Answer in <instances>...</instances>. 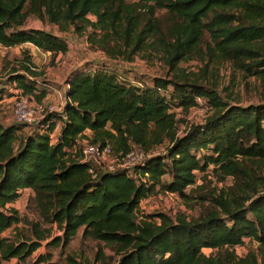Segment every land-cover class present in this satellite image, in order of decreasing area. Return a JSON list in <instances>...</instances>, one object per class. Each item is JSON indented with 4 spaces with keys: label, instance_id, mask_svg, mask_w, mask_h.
<instances>
[{
    "label": "trees",
    "instance_id": "16d2710c",
    "mask_svg": "<svg viewBox=\"0 0 264 264\" xmlns=\"http://www.w3.org/2000/svg\"><path fill=\"white\" fill-rule=\"evenodd\" d=\"M157 11L169 20L164 28ZM30 17L46 19L61 32L90 29V43L110 58L123 56L122 47L133 55L151 45L165 54L170 69L195 53L207 33L214 45L207 53L240 64L264 84V0H0L2 48L28 44L52 55L67 52L60 37L24 30ZM16 65L0 77V101L3 86L13 85L42 103L46 90L38 89L39 73L28 55ZM169 87L182 109L201 97L215 112L178 135L163 95ZM47 124V131L40 127L30 135L22 134L23 125L0 124V263L26 264L44 241L46 248L64 251L82 229V238L104 244L111 255L98 247L92 262L66 253L62 264H264V105L229 106L197 85L155 79L147 87L107 70H75L62 112L50 114ZM80 138L110 145L115 156L141 149L148 157L131 173L96 170L93 176L79 162L80 152L73 153ZM163 144L164 155H150ZM209 168L218 182L230 178L232 185L209 196H195L200 186L187 193L196 173ZM24 190L34 193L37 222L7 207ZM159 193L196 202L201 210L190 219L162 213L138 218L140 203ZM54 226L60 236L51 235ZM8 230L12 234L3 237ZM246 239L259 245L260 258L251 251L235 253ZM34 264L58 263L46 253Z\"/></svg>",
    "mask_w": 264,
    "mask_h": 264
},
{
    "label": "rangeland",
    "instance_id": "374dc122",
    "mask_svg": "<svg viewBox=\"0 0 264 264\" xmlns=\"http://www.w3.org/2000/svg\"><path fill=\"white\" fill-rule=\"evenodd\" d=\"M137 0H128L134 2ZM164 11H157L156 16L160 17V25L166 27L169 22L168 18L161 19ZM24 30H41L60 37L67 43L68 50L65 54L52 55L50 53L37 50L31 45H24L11 49L2 48L0 46V77L6 78L11 66L16 65L17 61H21L25 57L30 58L36 72L38 89L46 90V96L42 103L45 106H52L61 109L65 103V93L67 91V79L75 70H107L115 73L120 79L134 84L152 87L155 79H163L172 81L179 85H197L203 89L211 90L216 93L219 99L227 103L229 106L248 107L250 105H264V84L255 76L249 75L242 69L240 64L225 61L216 54L207 53L206 49H213L209 35L205 33L195 53L188 55L181 61L176 63L173 69L165 62V54L161 50H154L151 45H147L137 53L130 55L132 49L124 48V55L121 57L110 58L103 51L98 49L96 44L90 43V29L77 32L72 28L61 32L57 26L51 25L46 19L30 17L25 23ZM11 65L10 67L8 65ZM3 99L0 101V124L4 126L14 125L13 103L20 92L15 90L13 85L3 86ZM167 101L171 105L170 112L174 114L177 122L178 135H182L185 130L191 126H201L205 123L215 110L212 108L208 99L197 98L196 106L184 110L177 106V98H171L175 95L174 89L169 87L166 93H163ZM31 98L35 101L34 98ZM36 102V101H35ZM23 135L33 134L38 130V126H21ZM58 135V128L52 134V142ZM91 136V134H89ZM167 144H163L152 151L150 155H164ZM202 152L199 155H204ZM196 185L188 188L187 193H191L197 186L201 187L195 196H209L213 191L227 188L232 185V179L228 178L224 182H218L212 174V168L206 173H196ZM163 181H168V177H164ZM201 202L200 200H198ZM198 202V203H199ZM16 210L21 218H25L30 222H37L38 209L36 206L35 196L31 190L20 192L17 201L7 206ZM201 208L196 202L186 203L178 195H170L159 193L143 200L136 212L138 218L142 215H151L156 213L165 214L174 218L178 214H183L187 218L194 217L199 214ZM22 227V225H19ZM12 234V230H8L2 234L7 237ZM52 236H60L61 233L56 226L52 227ZM82 229L70 242L69 247L61 251L59 248H46L47 241L42 243V247L38 249L30 258L26 260V264H34L38 256L46 253L51 254V262L62 264L66 253L74 255L80 262H92L93 256L98 247L102 248L106 255H111L108 248L104 244L91 240L90 238H82ZM248 251L254 252L260 258L261 249L255 241L246 239L244 245L235 248L238 256L245 255ZM205 255L212 253L209 249H204ZM16 260L1 262L0 264H16Z\"/></svg>",
    "mask_w": 264,
    "mask_h": 264
},
{
    "label": "built area",
    "instance_id": "2783aa9c",
    "mask_svg": "<svg viewBox=\"0 0 264 264\" xmlns=\"http://www.w3.org/2000/svg\"><path fill=\"white\" fill-rule=\"evenodd\" d=\"M17 92L20 93L13 103V117L17 125L38 126L47 131L49 124L43 127V121L52 113L62 112L63 108L45 106L43 103H37L23 96L21 91ZM53 133L50 134V138ZM76 143L73 153L74 151L75 153L80 152L79 162L89 165V173L93 176L96 175V170L102 173H112L118 170L131 173L136 165L148 157L141 149L131 150L124 156H115L110 145L92 144L87 138H80Z\"/></svg>",
    "mask_w": 264,
    "mask_h": 264
},
{
    "label": "crops",
    "instance_id": "0c3cea01",
    "mask_svg": "<svg viewBox=\"0 0 264 264\" xmlns=\"http://www.w3.org/2000/svg\"><path fill=\"white\" fill-rule=\"evenodd\" d=\"M57 128H58V131H59V126ZM89 134H91V133L89 131H86L84 135L85 136H90Z\"/></svg>",
    "mask_w": 264,
    "mask_h": 264
}]
</instances>
